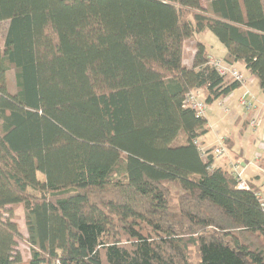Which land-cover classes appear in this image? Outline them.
Returning a JSON list of instances; mask_svg holds the SVG:
<instances>
[{
    "label": "trees",
    "instance_id": "trees-1",
    "mask_svg": "<svg viewBox=\"0 0 264 264\" xmlns=\"http://www.w3.org/2000/svg\"><path fill=\"white\" fill-rule=\"evenodd\" d=\"M6 22L0 264H264L261 189L202 158L208 121L185 105L242 84L203 43L184 63L210 31L264 94V0H0Z\"/></svg>",
    "mask_w": 264,
    "mask_h": 264
},
{
    "label": "rangeland",
    "instance_id": "rangeland-1",
    "mask_svg": "<svg viewBox=\"0 0 264 264\" xmlns=\"http://www.w3.org/2000/svg\"><path fill=\"white\" fill-rule=\"evenodd\" d=\"M202 4L203 6L206 8L208 6V0H202ZM8 23H1L0 24V33H1V43L3 45L4 42V34L5 31L7 29ZM203 43L205 44L208 49L213 48V54L217 56V54H219V49H225V47L223 46V44L215 37V35L213 33H211L210 31H205L202 34L196 35L192 40H190L186 45H185V60L184 63L186 66H188L189 68L192 67V52L193 50L195 51V45L196 43ZM14 72L11 70L8 73V87L10 90H14V78H13ZM244 86V85H243ZM256 91L258 93V95H260V97L264 100V94L262 92V90L260 89V87L256 86ZM194 93V92H193ZM196 96V95H195ZM250 97H244L245 100L249 101L252 103V101L249 100ZM235 99H237V97L235 96ZM216 104L213 105V107H215L217 113L218 111H221V114L218 113V117L215 120L210 119V113L209 112H205V117H207V119L209 120V123L212 125L210 130L208 131V133L201 137L200 139H198L199 142V146H201L204 150L207 149H211L214 150L217 147L223 146L226 152V147L224 145V142H219L221 141L222 136L223 137H228L229 139H231L234 142V147L238 148L239 150H243L244 153V157L249 159V163H243L246 164V166L248 167L247 172L250 173H262L261 169L259 167V162L256 161V158L258 156H262L264 154V151L262 149H260L257 147H253L252 144H249V138L253 137V135L256 133L253 132V127L249 126V128L247 129V131H245V133L241 132V125L238 124L236 120L229 114V113H224V110L227 108L228 105H221V100L215 102ZM232 107H228L229 110H231V108H233L234 106V111L237 112L238 114H240V116H244V114H246V109L244 107H242L239 104V101L234 103L232 102ZM209 107V105H208ZM209 113V114H208ZM260 129V132H264V129L260 127H258ZM262 129V130H261ZM247 137L245 138L244 137ZM185 143V136L183 134H181L179 136V138L177 139V141L175 142V145H181ZM216 146V147H214ZM221 158V157H220ZM215 159H219V158H215ZM246 166H240L239 172H243L242 174V178L245 179V168ZM244 168V169H243ZM39 177L42 179L43 175L41 173H39ZM173 203L176 204L177 203V193L174 192L173 193ZM15 214L17 216V220H18V224L20 227V231L22 234V239L19 241L18 243V249L19 251L22 253L23 257L26 259L28 257H30L29 254V246L28 243L26 241L27 239V228H26V224H25V215H24V210L22 208V206H18L16 207L15 210Z\"/></svg>",
    "mask_w": 264,
    "mask_h": 264
},
{
    "label": "crops",
    "instance_id": "crops-1",
    "mask_svg": "<svg viewBox=\"0 0 264 264\" xmlns=\"http://www.w3.org/2000/svg\"><path fill=\"white\" fill-rule=\"evenodd\" d=\"M205 45V44H204ZM210 62L211 61H215V60H222L224 61V57L226 54V49H219V54L214 55L213 54V48L208 49V47L205 45ZM194 54V50L192 52V55ZM233 66L238 69L247 79V82L245 83L244 86H242L241 88H239L238 90L234 91L232 94H230L228 96V100L221 105H228L227 108L224 110V113H229L237 122V125L240 124L241 125V132L245 133V131H247V129L250 126V121L255 119L258 123L257 127H255L253 129V132L255 133L253 135V137L249 138V144H252L253 147H257L260 149H262L264 151V132H260V129L258 127L261 126L262 129H264V100L260 97V95H258L257 91H256V86H258L257 81L251 77L246 69L244 64L242 63H236L233 64ZM259 87V86H258ZM194 94L197 96L198 100H200L201 102H205L206 97H207V91L206 90H199V91H195ZM235 96L237 97V99L234 98ZM244 97H250L249 100L252 101L255 109L252 112H247L246 114H244V116H240V114H238L237 112L234 111V106L233 108H231V110L228 109V107H232V102L236 103L239 101L240 104V99L244 98ZM216 103H213L212 105H210L209 107L207 106L206 111L210 113V119L215 120L217 119V117L219 116V114H221V111H216L215 107H213V105ZM208 113V114H209ZM207 119V117H206ZM208 121V128L210 130L211 128V124ZM261 129V130H262ZM245 137V135H244ZM247 138V137H245ZM221 142H224V145L226 147V152L225 155L219 159H215L214 160V164H213V169L214 168H223L226 170H231V165L232 164H239L240 166H246L247 163H249V159L244 157V153L243 150H239L238 148L234 147V142L229 139L228 137H223L221 138ZM198 145L199 142L197 141ZM216 147V146H214ZM205 150H211V149H205ZM264 157V154L262 155ZM246 163V164H243ZM259 164V167L261 169V174L260 173H250L247 172L248 167L246 166L245 168V179L247 182H251L254 185L258 186L261 189V192L264 193V160ZM244 169V168H243ZM243 173V172H241ZM242 175V174H241Z\"/></svg>",
    "mask_w": 264,
    "mask_h": 264
},
{
    "label": "built area",
    "instance_id": "built-area-1",
    "mask_svg": "<svg viewBox=\"0 0 264 264\" xmlns=\"http://www.w3.org/2000/svg\"><path fill=\"white\" fill-rule=\"evenodd\" d=\"M211 64L217 69L218 73L225 79L230 81H238L243 85L247 82V79L245 76L236 69L233 65H230L222 60H215L211 61ZM228 100V96L221 100V104H224ZM185 105L197 112L198 115L204 116L207 105L205 102H201L198 100L197 96H195L194 93H191L188 95L185 101ZM240 105L246 109L247 112H252L255 107L253 103L245 100L244 98L240 99ZM258 123L255 119L250 121V126L255 128L257 127ZM196 145L199 148V151L201 153L202 158L206 159L209 155H212L214 158H220L225 155V149L223 146L217 147L214 150H204L201 146L198 145L196 142ZM264 160L263 156H258L256 158V161L259 163ZM239 164H232L231 170L234 172V175L238 179V186L240 189H249L250 184L244 178H242L241 172H239ZM264 186V185H263ZM257 198L259 199L261 205L264 207V193L259 192L257 193Z\"/></svg>",
    "mask_w": 264,
    "mask_h": 264
}]
</instances>
